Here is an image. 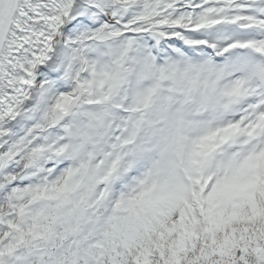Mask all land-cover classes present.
Here are the masks:
<instances>
[{
	"label": "snow or ice",
	"instance_id": "snow-or-ice-1",
	"mask_svg": "<svg viewBox=\"0 0 264 264\" xmlns=\"http://www.w3.org/2000/svg\"><path fill=\"white\" fill-rule=\"evenodd\" d=\"M0 264H264V0H0Z\"/></svg>",
	"mask_w": 264,
	"mask_h": 264
}]
</instances>
